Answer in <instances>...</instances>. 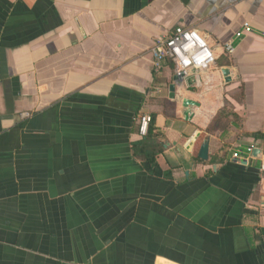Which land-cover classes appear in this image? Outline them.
<instances>
[{
	"label": "crops",
	"instance_id": "0c3cea01",
	"mask_svg": "<svg viewBox=\"0 0 264 264\" xmlns=\"http://www.w3.org/2000/svg\"><path fill=\"white\" fill-rule=\"evenodd\" d=\"M176 26L197 86L152 69ZM0 264H264V0H0Z\"/></svg>",
	"mask_w": 264,
	"mask_h": 264
},
{
	"label": "built area",
	"instance_id": "2783aa9c",
	"mask_svg": "<svg viewBox=\"0 0 264 264\" xmlns=\"http://www.w3.org/2000/svg\"><path fill=\"white\" fill-rule=\"evenodd\" d=\"M252 28L248 23L236 31L239 38L250 33ZM152 69L155 73L162 70L166 62L173 65V76L176 80L187 81L189 78L194 85H199V75L196 71L209 68L215 61L214 53L207 40L193 28L174 27L168 34L155 40L151 47ZM194 71V72H193ZM26 116V114H24ZM151 116L142 114L138 118V131L145 135ZM253 150V146L237 148L232 156L237 161H246Z\"/></svg>",
	"mask_w": 264,
	"mask_h": 264
},
{
	"label": "trees",
	"instance_id": "16d2710c",
	"mask_svg": "<svg viewBox=\"0 0 264 264\" xmlns=\"http://www.w3.org/2000/svg\"><path fill=\"white\" fill-rule=\"evenodd\" d=\"M154 130L153 118L148 126L147 133L143 138L132 144V152L136 157L142 158L150 166L155 165V156L162 149L163 139L156 137Z\"/></svg>",
	"mask_w": 264,
	"mask_h": 264
},
{
	"label": "water",
	"instance_id": "95a60500",
	"mask_svg": "<svg viewBox=\"0 0 264 264\" xmlns=\"http://www.w3.org/2000/svg\"><path fill=\"white\" fill-rule=\"evenodd\" d=\"M227 71L228 70H223L224 74H227ZM169 90L170 91L173 90V85L169 86ZM252 153L254 156H257L260 153V150L258 148H254ZM198 156H199V158H201L203 160L207 159V157H208V139H205L201 143L200 148H199V152H198ZM214 167H216V166H214Z\"/></svg>",
	"mask_w": 264,
	"mask_h": 264
}]
</instances>
